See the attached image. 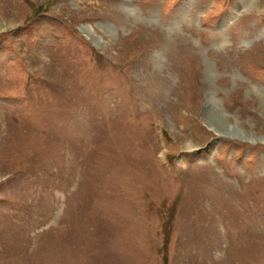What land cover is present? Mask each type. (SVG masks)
I'll return each mask as SVG.
<instances>
[{
	"label": "rangeland",
	"instance_id": "374dc122",
	"mask_svg": "<svg viewBox=\"0 0 264 264\" xmlns=\"http://www.w3.org/2000/svg\"><path fill=\"white\" fill-rule=\"evenodd\" d=\"M262 94L264 0H0V264H264Z\"/></svg>",
	"mask_w": 264,
	"mask_h": 264
},
{
	"label": "bare ground",
	"instance_id": "6f19581e",
	"mask_svg": "<svg viewBox=\"0 0 264 264\" xmlns=\"http://www.w3.org/2000/svg\"><path fill=\"white\" fill-rule=\"evenodd\" d=\"M261 100H262V103L264 104V94L261 95ZM208 113H209V118L207 120H209L210 123L212 122V125L214 126V128H220L221 130H224L221 132L228 133V132H226L229 130L227 128L228 126L224 128V126H225L224 122L222 120L218 119L219 116H218V118L216 117L217 116V110H214L213 107H210ZM230 130H231V128H230Z\"/></svg>",
	"mask_w": 264,
	"mask_h": 264
}]
</instances>
